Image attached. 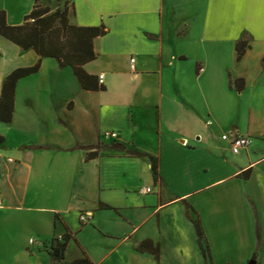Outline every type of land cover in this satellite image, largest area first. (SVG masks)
Masks as SVG:
<instances>
[{
    "label": "crops",
    "instance_id": "crops-1",
    "mask_svg": "<svg viewBox=\"0 0 264 264\" xmlns=\"http://www.w3.org/2000/svg\"><path fill=\"white\" fill-rule=\"evenodd\" d=\"M35 3L0 0V12H7L9 25H23ZM41 4L53 11L63 6ZM187 6L184 27L166 33L171 0L71 2L72 25L107 31L94 41L97 59L84 66L95 77L91 86L104 75V90L85 89L71 66L0 36V98L12 72L41 63L39 72L18 82L13 121H0V209L38 215L39 230L29 241L35 237L43 245L40 251L29 247L30 258L49 254L53 237L67 226L70 262L86 254L94 264H113L124 249L133 264H165V251L169 264H206L186 216L189 204L192 217L202 220L214 264H249L256 253L257 264H264V121L249 111L246 121L223 132L212 127L213 119L233 109L216 93L218 83L232 99L251 89V78L233 65L245 64L264 45V0H188ZM243 40L248 48L239 61ZM259 85L263 93L264 79ZM106 131L120 138L107 140ZM226 132L249 136L252 144L234 154L222 138ZM135 152L159 158L161 180L154 178L151 159ZM249 169L250 179L241 178ZM82 214L90 215L88 223ZM86 231L99 242L98 252L83 238ZM5 235L0 245L15 234ZM148 239L161 246L160 263L135 250ZM74 244L79 255L69 258ZM14 255L0 247V264H14Z\"/></svg>",
    "mask_w": 264,
    "mask_h": 264
},
{
    "label": "trees",
    "instance_id": "trees-1",
    "mask_svg": "<svg viewBox=\"0 0 264 264\" xmlns=\"http://www.w3.org/2000/svg\"><path fill=\"white\" fill-rule=\"evenodd\" d=\"M42 0H36L33 11L26 16L23 25L12 26L8 24L7 12H0V36H3L13 43L19 45L25 50H34L41 57L56 58L63 66H71L78 76L82 86L90 90H104L103 84L99 79L94 85L90 81L95 77L90 75L84 66L97 59L94 41L96 38L107 34L105 27H81L72 25L69 20L70 4L74 0H47L50 3L57 1L63 6L58 7L55 11L50 6H43ZM248 48L247 41L243 40L237 45L238 60L241 61ZM41 63L33 67L18 68L12 72L4 81L2 96L0 98V121L12 122L16 108V91L18 82L27 76L39 72ZM100 84V85H99ZM5 140L0 136V144ZM95 148V147H90ZM115 149L125 150V146L116 145ZM140 157H149L152 161L153 174L156 181L161 180L159 158L149 156L141 152L133 153ZM252 175V169L240 174V177L248 180ZM101 207L113 209V207L101 204ZM187 218L194 223L201 250L206 264H214L211 246L206 236L203 223L200 217L193 218L191 206L187 204ZM57 218H59L57 216ZM66 233L63 239L58 236L53 237L52 246L49 249L52 264H94L85 254L82 259L68 261L66 251L69 242L73 239L72 232L66 226ZM259 242L262 241L260 229L258 230ZM135 250L139 253L153 254L156 260L161 261V246L153 240H145L138 244ZM256 253L251 260H256Z\"/></svg>",
    "mask_w": 264,
    "mask_h": 264
},
{
    "label": "rangeland",
    "instance_id": "rangeland-1",
    "mask_svg": "<svg viewBox=\"0 0 264 264\" xmlns=\"http://www.w3.org/2000/svg\"><path fill=\"white\" fill-rule=\"evenodd\" d=\"M171 1H172V7L170 8L169 17L167 16L168 19H167L166 33H177L179 29L184 27L185 10L186 7H188L187 6L188 0H171ZM240 1L241 0L239 1L232 0L234 5H237V2ZM56 3L57 1L53 2V7H56ZM228 11H229L228 5L227 3H225L221 8L222 16L224 17V19L227 18ZM263 59H264V45L258 44L255 48V52L252 53V55H250L249 59L245 64H240V63L238 64L236 60L234 61L233 71L235 73L240 72L243 74H247V76L251 78L253 84L251 85V89L245 94H243V96H239V98L233 97L234 99H232L231 97L227 98L225 96L226 88L224 86L220 87L219 83L217 84L216 93L219 94L220 97L224 99L223 104L225 103L224 105L227 104L230 106V109L232 108L233 109L231 112L221 113L218 116V119H213L214 125L212 127L223 132L224 129L227 126H229V124H231L232 122L238 120H240L241 122H243L244 120L246 121L249 111H253V113L256 114V117L258 119L264 121V92L263 93L259 92V90L261 89V86L259 85V81L261 79H264V67L262 68L261 66L262 64L261 60L263 61ZM236 109L239 110L238 111L239 113L236 112ZM4 128L6 130L5 132H9L10 126H4ZM12 134L14 135V131L11 132V135ZM14 141H16V139ZM36 217H38V215L26 210L4 211L0 209V233H1L0 240L7 237V235L3 236L4 234L7 233L15 234L13 236V240H11L10 243L4 241L3 245H0V247L2 246H4V248L8 247L14 251L15 254L13 260L14 264H49V254L47 252L42 251L41 252L42 254H40L41 256H37V258H30L28 256L29 247H36L37 250L40 251L38 243L34 244L31 241H29L31 237L30 233H34L39 230L38 226L36 227V221H37ZM73 221H76L75 216L73 217ZM49 225L50 223L48 224V227H46V229L42 231L46 235L52 233L53 228H51V225L50 226ZM3 227H7V228L10 227L11 229L6 230L3 229ZM60 231L61 228L59 226L58 232ZM82 235L85 241L90 243L91 248L93 250H95L96 252L100 250L101 246L99 242L95 239L93 234H91L89 231H86ZM33 239H37V238L33 237ZM105 246L107 247V249L114 248L113 244H106ZM79 252L80 249L76 244H74V246H71L69 249V253H68L69 258L77 257L79 255ZM118 253L119 254L115 255L114 257L113 264H133V262L128 261L129 257L126 256L128 255V252L126 250L124 251V249H121V252ZM123 255H125L127 258L124 259ZM169 259H170L169 252L165 251V260H164L165 264L170 263ZM262 259H264V257Z\"/></svg>",
    "mask_w": 264,
    "mask_h": 264
},
{
    "label": "built area",
    "instance_id": "built-area-1",
    "mask_svg": "<svg viewBox=\"0 0 264 264\" xmlns=\"http://www.w3.org/2000/svg\"><path fill=\"white\" fill-rule=\"evenodd\" d=\"M1 51V49H0ZM135 59H132V68L135 69ZM104 75H100L99 82L100 84L104 83ZM104 138L107 140H118L120 138V134L116 131H106L104 132ZM223 140H226L229 142L231 149L234 154H240L242 150L247 149L252 144V139L249 136L241 135L238 133H226L223 135ZM10 161H14L13 159H10ZM148 192L151 191V188L146 189ZM145 189H142V193L146 192ZM1 204V200H0ZM90 215L82 214L80 216V219L83 223H86L90 220ZM59 239H63V235L58 236ZM32 243H38L39 246H42L43 243L41 241H38L37 239H31Z\"/></svg>",
    "mask_w": 264,
    "mask_h": 264
},
{
    "label": "water",
    "instance_id": "water-1",
    "mask_svg": "<svg viewBox=\"0 0 264 264\" xmlns=\"http://www.w3.org/2000/svg\"><path fill=\"white\" fill-rule=\"evenodd\" d=\"M249 264H257V260H251Z\"/></svg>",
    "mask_w": 264,
    "mask_h": 264
}]
</instances>
